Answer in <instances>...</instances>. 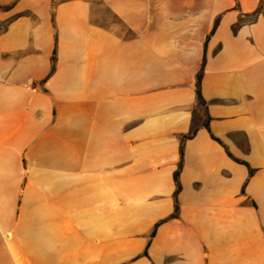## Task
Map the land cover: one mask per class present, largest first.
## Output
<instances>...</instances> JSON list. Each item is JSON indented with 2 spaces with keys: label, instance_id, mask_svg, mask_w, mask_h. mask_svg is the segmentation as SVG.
I'll use <instances>...</instances> for the list:
<instances>
[{
  "label": "crops",
  "instance_id": "crops-1",
  "mask_svg": "<svg viewBox=\"0 0 264 264\" xmlns=\"http://www.w3.org/2000/svg\"><path fill=\"white\" fill-rule=\"evenodd\" d=\"M0 264H264V0H0Z\"/></svg>",
  "mask_w": 264,
  "mask_h": 264
},
{
  "label": "trees",
  "instance_id": "trees-1",
  "mask_svg": "<svg viewBox=\"0 0 264 264\" xmlns=\"http://www.w3.org/2000/svg\"><path fill=\"white\" fill-rule=\"evenodd\" d=\"M54 59H55V57H53V60ZM200 78H201V75H199V77H198L199 81H198V90H197V93H198L199 100L201 102H203V98L201 96L200 89H199ZM194 133H195V130H193L190 134L186 135L185 138H188V137L192 136ZM181 153H182V146H181ZM181 166H182V160L180 161L179 167H178V169L175 172V180L177 181V190L175 192V195L177 194L178 190L180 189V184H179V178H178V176H179V169L181 168ZM177 210H178V205L176 203V205H175V213L173 214V216L176 215Z\"/></svg>",
  "mask_w": 264,
  "mask_h": 264
}]
</instances>
